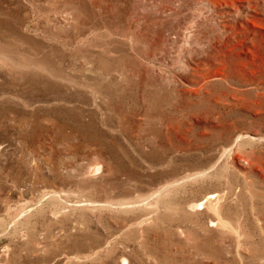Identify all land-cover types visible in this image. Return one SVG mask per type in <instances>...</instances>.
<instances>
[{
	"label": "rangeland",
	"instance_id": "1",
	"mask_svg": "<svg viewBox=\"0 0 264 264\" xmlns=\"http://www.w3.org/2000/svg\"><path fill=\"white\" fill-rule=\"evenodd\" d=\"M48 5L0 0V264H264V0Z\"/></svg>",
	"mask_w": 264,
	"mask_h": 264
},
{
	"label": "bare ground",
	"instance_id": "2",
	"mask_svg": "<svg viewBox=\"0 0 264 264\" xmlns=\"http://www.w3.org/2000/svg\"><path fill=\"white\" fill-rule=\"evenodd\" d=\"M48 3L49 10L54 15L58 16L61 22L68 23L70 18L76 17L78 20L82 14L86 13V15H89L91 12L95 13L96 11L105 13L106 15H108V18H110V15L117 8H122L126 4V0H48ZM137 4L138 3H133V15L123 21V25L121 26L122 28L115 27L114 25L113 27H111L110 25V30L113 34L116 35L121 34L120 31L122 30V36L127 39V42L129 41L133 43L137 48H139L142 43H145L147 47H153L154 45L158 44L159 40H164V36L163 34L157 36H150V33L147 31L146 27L141 28L142 25H145L144 23H149L148 20H146L148 18L142 17L139 11H137V8L139 6ZM167 7L168 6L165 3H161V9ZM177 32L178 35H182V32L176 31V33ZM221 33L227 34V37L231 38V29L226 23L222 25ZM99 169L100 165H95L92 168V170L95 172ZM215 197V194L210 193L206 196V198L200 200L198 204L201 207H204L207 203L208 205H211L213 209L217 212L219 221L223 225H227L225 217L221 215L220 204L217 202L213 203V199ZM124 264L129 263L126 261Z\"/></svg>",
	"mask_w": 264,
	"mask_h": 264
}]
</instances>
